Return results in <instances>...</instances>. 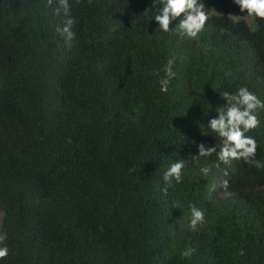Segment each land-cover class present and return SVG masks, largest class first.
<instances>
[{"label": "trees", "instance_id": "16d2710c", "mask_svg": "<svg viewBox=\"0 0 264 264\" xmlns=\"http://www.w3.org/2000/svg\"><path fill=\"white\" fill-rule=\"evenodd\" d=\"M70 3L67 40L55 3L0 0L4 264H264V110L248 133L253 161L191 159L200 142L222 143L206 127L220 93L246 86L264 100V20L203 0L205 31L189 38L156 30L151 0ZM172 57L177 76L162 93ZM178 159L184 180L165 194ZM190 202L206 209L195 231Z\"/></svg>", "mask_w": 264, "mask_h": 264}, {"label": "clouds", "instance_id": "9594fccd", "mask_svg": "<svg viewBox=\"0 0 264 264\" xmlns=\"http://www.w3.org/2000/svg\"><path fill=\"white\" fill-rule=\"evenodd\" d=\"M54 3L57 5L53 9L55 15L60 16L63 13L65 17L62 26L57 25L55 31L65 39L71 40L74 38L73 26L77 21L71 15L70 0H46V7L52 8ZM233 3L239 7L241 13L246 12L244 16L254 20H264V0H233ZM158 5L159 7H157ZM147 9L156 10L150 18L157 23L156 30L158 29L161 33H169L175 28L182 37L197 38L205 31L206 22L209 20L203 0H151V6ZM177 20L175 26L170 27V24ZM174 65L175 57H172L162 67L163 76L159 78V88L162 93L169 91V85L177 76ZM220 95L226 100V103L216 108V115L207 121L206 127L209 134L219 138L222 143L219 146L216 143L209 146L200 142L196 145L198 154L191 155V159L196 162L199 158L208 160L215 155L214 166L216 168H220L221 164L230 166L233 161L242 160L245 163H250L256 156L258 145L256 138L248 133L260 126L259 113L264 110V100H261L246 86L238 87L234 93L225 91ZM185 161V159H178L171 162L164 170L162 192L166 194L168 188L174 183L183 182ZM211 172L212 166L210 165L200 167L203 177L209 176ZM227 175L228 171L224 169V176ZM228 184L227 179L221 181V186L224 189L228 188ZM188 209L190 213L188 226L195 231L198 225L206 223V209L191 202ZM7 240L8 234L0 232V264H4L11 252ZM190 254V250L183 253L185 256Z\"/></svg>", "mask_w": 264, "mask_h": 264}, {"label": "rangeland", "instance_id": "374dc122", "mask_svg": "<svg viewBox=\"0 0 264 264\" xmlns=\"http://www.w3.org/2000/svg\"><path fill=\"white\" fill-rule=\"evenodd\" d=\"M244 18L246 19V21L249 23V24H252L254 22V19L253 18H249V17H246L244 16Z\"/></svg>", "mask_w": 264, "mask_h": 264}]
</instances>
